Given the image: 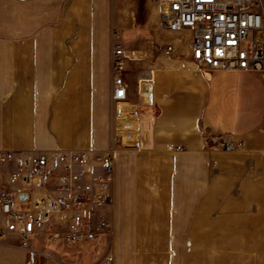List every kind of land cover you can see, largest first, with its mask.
Masks as SVG:
<instances>
[{
	"label": "crops",
	"instance_id": "1",
	"mask_svg": "<svg viewBox=\"0 0 264 264\" xmlns=\"http://www.w3.org/2000/svg\"><path fill=\"white\" fill-rule=\"evenodd\" d=\"M113 9L111 0H0V150L104 152L120 119L135 121L136 133L116 142L109 230L82 247L61 242L92 250L76 263L45 249L38 260L264 264L263 75L198 67L193 33L158 26L164 48L128 64L127 99L116 103ZM224 135L234 150L216 148ZM10 170L0 164V189ZM45 239L54 243L43 235L31 245ZM4 242L0 264H18Z\"/></svg>",
	"mask_w": 264,
	"mask_h": 264
},
{
	"label": "built area",
	"instance_id": "2",
	"mask_svg": "<svg viewBox=\"0 0 264 264\" xmlns=\"http://www.w3.org/2000/svg\"><path fill=\"white\" fill-rule=\"evenodd\" d=\"M156 1L162 31L193 33L191 50L196 66L251 71L264 77V0ZM173 52L171 45L165 50L167 56ZM144 58V51L125 48L120 34L113 33L114 102L127 99L124 73L128 64ZM117 124L120 128L104 152L0 150V164L11 169L8 186L0 189V242L16 238L21 247L30 249L44 235L54 243L82 247L109 230L105 210L112 203L116 142L136 133L131 118ZM216 148L234 150L232 137L221 136ZM30 255L32 264H40L36 251ZM106 264H114V257H107Z\"/></svg>",
	"mask_w": 264,
	"mask_h": 264
},
{
	"label": "rangeland",
	"instance_id": "3",
	"mask_svg": "<svg viewBox=\"0 0 264 264\" xmlns=\"http://www.w3.org/2000/svg\"><path fill=\"white\" fill-rule=\"evenodd\" d=\"M111 3L112 7H114L113 13L116 15V22L113 21L110 27V40H112L113 33L116 32L120 34L121 43L125 48L147 50L149 51V57L161 52L165 46L166 38L158 30V6L156 0H111ZM147 61L149 59L140 63L144 64ZM127 110L121 113H132V111ZM44 242L46 243L45 248L41 246V242H36L30 246V249L33 248L38 251L37 254H40L45 249L51 254L62 255L66 262L73 263H76L79 259L81 260L83 256H88L92 251L87 244L84 250H77L72 247H66L61 242L51 243L47 239ZM2 244L16 249V254L11 256L10 259L18 264H30V253L28 251L27 253L23 252V247L21 249L20 242L17 239L15 241L6 240ZM39 263L60 264L58 261L46 257H41Z\"/></svg>",
	"mask_w": 264,
	"mask_h": 264
},
{
	"label": "bare ground",
	"instance_id": "4",
	"mask_svg": "<svg viewBox=\"0 0 264 264\" xmlns=\"http://www.w3.org/2000/svg\"><path fill=\"white\" fill-rule=\"evenodd\" d=\"M151 92H152L151 87L147 86V88H146V90H145V92L143 94L144 100L147 103L151 101ZM131 119L133 120V118H131Z\"/></svg>",
	"mask_w": 264,
	"mask_h": 264
}]
</instances>
